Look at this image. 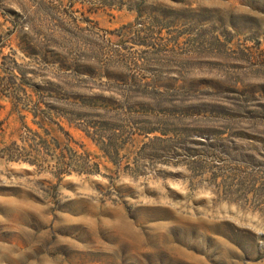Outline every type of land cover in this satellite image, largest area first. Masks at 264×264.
<instances>
[{
	"label": "rangeland",
	"instance_id": "rangeland-1",
	"mask_svg": "<svg viewBox=\"0 0 264 264\" xmlns=\"http://www.w3.org/2000/svg\"><path fill=\"white\" fill-rule=\"evenodd\" d=\"M0 264H264V0H0Z\"/></svg>",
	"mask_w": 264,
	"mask_h": 264
}]
</instances>
